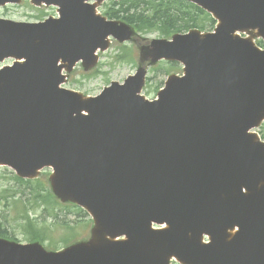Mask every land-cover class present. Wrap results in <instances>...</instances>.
I'll return each mask as SVG.
<instances>
[{
    "label": "water",
    "instance_id": "1",
    "mask_svg": "<svg viewBox=\"0 0 264 264\" xmlns=\"http://www.w3.org/2000/svg\"><path fill=\"white\" fill-rule=\"evenodd\" d=\"M86 1L33 0L60 7L41 22L0 18V62L15 58L0 70V164L24 178L52 167L54 194L93 215L92 237L59 252L0 238V264H264V143L248 132L264 119V50L236 35L264 37V0H190L220 23L152 42L154 60L186 64L154 102L138 94L142 69L96 97L61 87L63 69L132 33Z\"/></svg>",
    "mask_w": 264,
    "mask_h": 264
},
{
    "label": "rangeland",
    "instance_id": "2",
    "mask_svg": "<svg viewBox=\"0 0 264 264\" xmlns=\"http://www.w3.org/2000/svg\"><path fill=\"white\" fill-rule=\"evenodd\" d=\"M57 9L54 7H42L37 9L27 0H24L20 5H8L6 7H0V16L5 18H10L14 20L22 21H36L39 18L47 17L48 15H54ZM46 15V16H45ZM158 33H151L148 36L143 35L142 38L132 40L128 44V55L124 59H115V55L118 51V43L113 42L111 48L105 52L100 51V61L96 68L89 71L83 70L82 66L78 65L72 73L69 75V80L66 83V87L74 89L84 93L85 95H96L98 94L103 87L108 85L109 82L113 80H124L129 74H132L136 71L139 64L142 62L141 59V48L143 44L147 41L145 37L151 39L157 37ZM8 63L11 60L7 61ZM170 64V63H169ZM168 64L163 62L162 64H156L149 69L150 70V80L148 84L144 87L143 93L148 98L156 97L158 90L163 87L167 75L171 72H180L181 67H173L166 69ZM264 134V122L262 126L257 130L260 133ZM51 169L47 168L42 171L39 175L40 181L44 183L47 182L48 186L50 185L49 176ZM15 172L9 168L0 166V222L3 223L7 231L20 242H28L30 235H28V224L31 222L35 232H40L42 229L53 228L54 232L52 233L49 230V236L46 239L44 245L51 246L50 244H55L59 248L67 246L68 242H76L88 239L92 223L86 215H77L72 208L63 207L60 211L62 218L61 224L52 218L47 217L46 220L42 218L43 212L42 209L32 210L33 207H36L32 203L33 199L30 197V200L26 202V199H22L21 205L15 204L14 199L19 197L21 194L17 190H24V187L20 186L19 183L14 179ZM7 189V192L1 196L2 192ZM15 194H17L15 196ZM13 195V196H12ZM26 209H31L26 213ZM71 212V213H70ZM30 214V215H29ZM29 219L31 221H29ZM67 221V224H66ZM86 222V224H85ZM55 224V225H54ZM57 224V225H56ZM77 226L76 229H73ZM69 227H72L69 229ZM15 239V240H16ZM172 264H180L174 262Z\"/></svg>",
    "mask_w": 264,
    "mask_h": 264
},
{
    "label": "trees",
    "instance_id": "3",
    "mask_svg": "<svg viewBox=\"0 0 264 264\" xmlns=\"http://www.w3.org/2000/svg\"><path fill=\"white\" fill-rule=\"evenodd\" d=\"M105 13L110 18L123 19L133 24L141 32H158L162 36H169L174 32L194 27L207 30L211 29L215 23L211 15L185 0L112 1L106 6ZM14 179L18 181L20 186H24L28 192L26 195L23 194L24 196L21 195L17 202L22 203V199H26V202H28L30 196H32V203L34 202L36 206L44 207L43 211H49L51 215L54 214L57 221H63L60 219V213L58 212L60 208L58 200L45 188L44 184L31 183L29 181H25V184L18 178L14 177ZM6 192L7 189L2 192L1 196ZM3 225L0 222V236L11 238V234ZM29 225L33 226L31 223ZM30 235L34 237L36 233L30 232ZM54 248H56L55 244Z\"/></svg>",
    "mask_w": 264,
    "mask_h": 264
}]
</instances>
